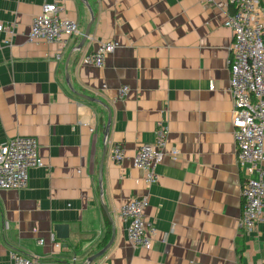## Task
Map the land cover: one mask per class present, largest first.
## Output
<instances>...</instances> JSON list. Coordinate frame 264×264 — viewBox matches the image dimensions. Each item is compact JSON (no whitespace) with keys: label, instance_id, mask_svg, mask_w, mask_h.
Listing matches in <instances>:
<instances>
[{"label":"crops","instance_id":"1","mask_svg":"<svg viewBox=\"0 0 264 264\" xmlns=\"http://www.w3.org/2000/svg\"><path fill=\"white\" fill-rule=\"evenodd\" d=\"M53 1L0 0V24L13 31L0 32V145L34 136L44 161L30 170L27 188L0 189V264H12L13 250L41 264H83L101 250L107 219L114 242L91 264H264V208L255 233L238 230L243 174L232 125L233 32L225 26L236 6L228 0H88L95 15L90 38L72 53L91 20L81 0H59L61 16L79 23L67 47L27 40L34 18ZM107 40L119 46L103 68L81 62ZM66 66L76 91L110 109L102 190L109 113L70 90ZM122 86L130 87L123 98ZM160 119L169 128L168 149L179 154L163 158L158 181L149 186L133 158L154 141ZM116 143L125 147L121 164L108 158ZM142 196L149 200L145 217L156 227L151 249L127 239L119 215L122 204ZM57 224L69 226L67 239L57 238Z\"/></svg>","mask_w":264,"mask_h":264},{"label":"built area","instance_id":"2","mask_svg":"<svg viewBox=\"0 0 264 264\" xmlns=\"http://www.w3.org/2000/svg\"><path fill=\"white\" fill-rule=\"evenodd\" d=\"M228 2L236 6L227 17L225 26L233 32L228 59L234 104L232 125L237 163L243 174V205L238 230L251 235L263 221L264 208V4L262 0ZM61 9L59 0L45 4L33 20L27 35L28 42L43 41L67 47L79 33V23L62 17ZM1 31L13 34L10 26L3 24H0ZM118 46L115 40L99 42L94 50L82 56L81 62L103 68L107 57ZM129 91V86H122L120 97H125ZM94 130L91 125L90 131ZM168 136L166 121L160 119L156 124L154 141L141 145L133 158L134 167L145 173V182L149 186L158 181V166L163 158L170 155L176 159L179 154L174 147L168 149ZM39 149V141L34 136H17L0 145V189L22 190L28 187L30 170L44 167ZM108 158L115 164H121L125 159L124 145L114 144ZM148 205V197L142 196L132 198L119 208L121 219L127 223V239L144 249H151L156 235V227L145 217ZM51 241L56 247H61L54 234ZM11 260L12 264H41L40 259L16 250L11 251Z\"/></svg>","mask_w":264,"mask_h":264},{"label":"water","instance_id":"3","mask_svg":"<svg viewBox=\"0 0 264 264\" xmlns=\"http://www.w3.org/2000/svg\"><path fill=\"white\" fill-rule=\"evenodd\" d=\"M81 2L88 8L90 15H91V20H90L89 24L87 25L85 32L83 33V36H82L80 43L75 48L72 49V51H71L72 53L74 51L81 50V48L84 46V44L90 38L91 26L95 20L94 11H93L91 5L89 4V1L88 0H81ZM65 80H66L67 86L70 88V90L72 92H74L75 94H77L79 97H81L87 101L93 102V103H98L108 110V113H109L108 120H107L106 124L103 126L104 148H103V156H102L101 162L99 164V176H98L99 186L102 190L103 164H104L105 156L107 154V140H108L109 130H110V126H111L110 109L108 106L103 104V102H101L97 98L76 91L71 84L70 75L68 73L67 66L65 68ZM54 231L56 232V236L59 239H67L69 237V226L67 224H57L54 228ZM114 239H115V232L113 231L112 237L109 240V242L99 252H97L96 254H94L92 256L87 257L83 264H91L94 260H96L97 258L104 255L108 251V249L111 247V245L113 244Z\"/></svg>","mask_w":264,"mask_h":264},{"label":"trees","instance_id":"4","mask_svg":"<svg viewBox=\"0 0 264 264\" xmlns=\"http://www.w3.org/2000/svg\"><path fill=\"white\" fill-rule=\"evenodd\" d=\"M107 233L105 235L104 240L102 241V243L100 244V248L102 249L111 239L112 236V230H111V222L109 219H107Z\"/></svg>","mask_w":264,"mask_h":264}]
</instances>
